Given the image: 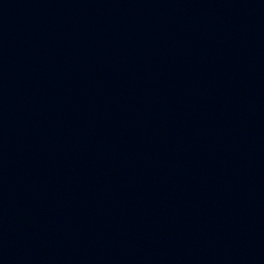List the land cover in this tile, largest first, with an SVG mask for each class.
Wrapping results in <instances>:
<instances>
[{
	"label": "water",
	"instance_id": "obj_1",
	"mask_svg": "<svg viewBox=\"0 0 264 264\" xmlns=\"http://www.w3.org/2000/svg\"><path fill=\"white\" fill-rule=\"evenodd\" d=\"M0 264H264V0H0Z\"/></svg>",
	"mask_w": 264,
	"mask_h": 264
}]
</instances>
